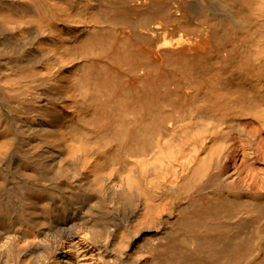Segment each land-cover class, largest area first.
Wrapping results in <instances>:
<instances>
[{"label": "bare ground", "instance_id": "bare-ground-1", "mask_svg": "<svg viewBox=\"0 0 264 264\" xmlns=\"http://www.w3.org/2000/svg\"><path fill=\"white\" fill-rule=\"evenodd\" d=\"M207 1L194 0L192 10L203 16ZM216 2L221 30L230 19L249 44L210 75L190 64L202 109L228 125L229 108H245L264 128V50L256 48L264 46V0ZM0 11L18 19L0 21V264H264V188L237 183L222 167L228 131L214 146L204 129L171 123L163 142L161 92L151 81L136 92L100 77L81 112L70 103L72 66L62 63L70 51L60 35L69 29L64 10L49 0H0ZM26 15L35 23L23 25ZM207 26V44L219 43L218 28ZM82 38L70 46L91 37ZM42 68L50 82L15 79ZM87 122L104 140L94 151Z\"/></svg>", "mask_w": 264, "mask_h": 264}, {"label": "rangeland", "instance_id": "rangeland-1", "mask_svg": "<svg viewBox=\"0 0 264 264\" xmlns=\"http://www.w3.org/2000/svg\"><path fill=\"white\" fill-rule=\"evenodd\" d=\"M194 0H49L52 5L65 12L68 30L60 35L67 40L66 52L62 63L72 66L69 76L71 106L84 113L83 103L88 93L96 91L98 78L111 77L119 84L138 91L142 83L151 81L158 85L161 92L159 108L162 111L160 140L167 143L171 132L166 124L176 125V130L188 128L189 131L205 130L207 139L220 144L228 131V142L218 146L224 151L222 167L234 172L237 183L249 188H264V128L256 115L245 108L231 107L227 115L232 120L226 125L216 113H205L202 107L203 89L195 84V74L188 71L190 64L197 62L204 75H210L228 52L246 48V30L239 29L232 20L227 21L228 29L222 28V15L216 11V0H209L204 15L198 16L191 3ZM204 4L207 0H202ZM133 5L134 10H127ZM123 10L119 13L117 10ZM216 12V13H215ZM12 14V13H11ZM33 16L26 15L23 25L35 23ZM0 21L14 25L18 21L12 14L0 11ZM217 29L219 43L208 45L207 24ZM151 28V29H150ZM220 29V30H219ZM88 36L87 44L70 46L71 43ZM262 38L261 34L259 35ZM248 38V36H247ZM42 46V45H41ZM259 50L264 46H256ZM231 66L228 67V70ZM48 70L40 69L33 74L21 73L15 79L32 80L34 84L51 81ZM83 82V84L81 83ZM47 85V84H46ZM32 90V89H31ZM240 118V126L236 122ZM65 131L74 130L65 123ZM83 135L88 138L90 151L102 147L104 140L93 131V124H85ZM240 129L262 143L256 151ZM178 131L174 132L177 134ZM222 148V149H221ZM150 239H141L145 247Z\"/></svg>", "mask_w": 264, "mask_h": 264}]
</instances>
